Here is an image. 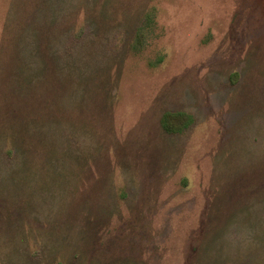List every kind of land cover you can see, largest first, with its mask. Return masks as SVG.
<instances>
[{
	"label": "rangeland",
	"instance_id": "374dc122",
	"mask_svg": "<svg viewBox=\"0 0 264 264\" xmlns=\"http://www.w3.org/2000/svg\"><path fill=\"white\" fill-rule=\"evenodd\" d=\"M0 264H264V0H0Z\"/></svg>",
	"mask_w": 264,
	"mask_h": 264
},
{
	"label": "trees",
	"instance_id": "16d2710c",
	"mask_svg": "<svg viewBox=\"0 0 264 264\" xmlns=\"http://www.w3.org/2000/svg\"><path fill=\"white\" fill-rule=\"evenodd\" d=\"M178 115H183L181 112L175 113V112H165L164 115L161 118V124L164 127L165 130L169 132H180L184 129L186 125H189L192 121V118L190 116H187V120L185 122L180 123H174L171 119L175 118Z\"/></svg>",
	"mask_w": 264,
	"mask_h": 264
}]
</instances>
